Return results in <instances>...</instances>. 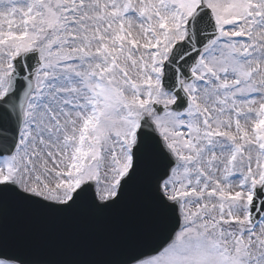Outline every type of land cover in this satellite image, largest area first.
I'll use <instances>...</instances> for the list:
<instances>
[{
  "label": "snow or ice",
  "instance_id": "obj_1",
  "mask_svg": "<svg viewBox=\"0 0 264 264\" xmlns=\"http://www.w3.org/2000/svg\"><path fill=\"white\" fill-rule=\"evenodd\" d=\"M0 264H264V0H0Z\"/></svg>",
  "mask_w": 264,
  "mask_h": 264
}]
</instances>
